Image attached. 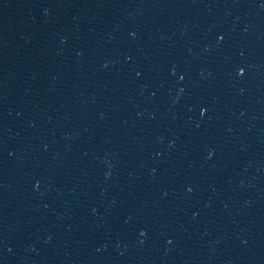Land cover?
Segmentation results:
<instances>
[{
	"label": "water",
	"instance_id": "obj_1",
	"mask_svg": "<svg viewBox=\"0 0 264 264\" xmlns=\"http://www.w3.org/2000/svg\"><path fill=\"white\" fill-rule=\"evenodd\" d=\"M0 264H264V0H0Z\"/></svg>",
	"mask_w": 264,
	"mask_h": 264
}]
</instances>
